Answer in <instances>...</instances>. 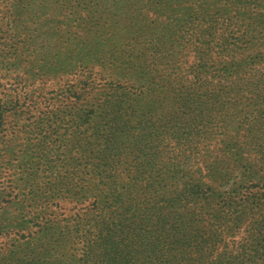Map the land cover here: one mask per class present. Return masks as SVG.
I'll use <instances>...</instances> for the list:
<instances>
[{
  "label": "rangeland",
  "instance_id": "obj_1",
  "mask_svg": "<svg viewBox=\"0 0 264 264\" xmlns=\"http://www.w3.org/2000/svg\"><path fill=\"white\" fill-rule=\"evenodd\" d=\"M0 109V264H264V0H0Z\"/></svg>",
  "mask_w": 264,
  "mask_h": 264
},
{
  "label": "trees",
  "instance_id": "obj_2",
  "mask_svg": "<svg viewBox=\"0 0 264 264\" xmlns=\"http://www.w3.org/2000/svg\"><path fill=\"white\" fill-rule=\"evenodd\" d=\"M2 118H3V109H0V125L2 123ZM101 233H103L102 236H99V239L101 238V243H103V247H104V252H108V250L111 249H115L117 247H114L112 244L115 242L112 238H113V234L110 232H103L101 231ZM222 231H215L214 234L212 235V244H216L217 242H220V237H221ZM174 243H177L176 241ZM195 247L197 250V255H198V259L199 260H208V258L210 257V254L206 253L205 249H203L202 244L200 243H195ZM118 249V248H117ZM131 250L130 247L127 245L125 247V252L128 253ZM236 254H238L237 252H234L231 248H229L226 245L221 246V250L213 256V258H211L209 260L208 264H231L232 261L237 258ZM241 259H246V260H251V257H253V255H251V253H246V252H242L240 254ZM130 259V257H129Z\"/></svg>",
  "mask_w": 264,
  "mask_h": 264
}]
</instances>
